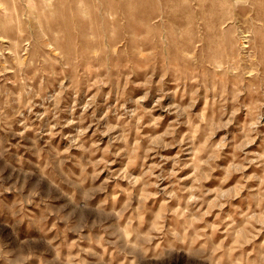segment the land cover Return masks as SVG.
Segmentation results:
<instances>
[{"label":"rangeland","instance_id":"374dc122","mask_svg":"<svg viewBox=\"0 0 264 264\" xmlns=\"http://www.w3.org/2000/svg\"><path fill=\"white\" fill-rule=\"evenodd\" d=\"M0 264H264V0H0Z\"/></svg>","mask_w":264,"mask_h":264}]
</instances>
